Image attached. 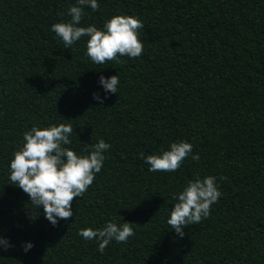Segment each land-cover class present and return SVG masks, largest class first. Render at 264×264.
I'll use <instances>...</instances> for the list:
<instances>
[{
    "label": "trees",
    "instance_id": "trees-1",
    "mask_svg": "<svg viewBox=\"0 0 264 264\" xmlns=\"http://www.w3.org/2000/svg\"><path fill=\"white\" fill-rule=\"evenodd\" d=\"M0 264H264V0H0Z\"/></svg>",
    "mask_w": 264,
    "mask_h": 264
}]
</instances>
